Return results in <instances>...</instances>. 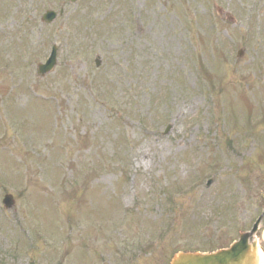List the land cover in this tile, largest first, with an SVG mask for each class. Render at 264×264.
<instances>
[{"label": "rangeland", "instance_id": "rangeland-1", "mask_svg": "<svg viewBox=\"0 0 264 264\" xmlns=\"http://www.w3.org/2000/svg\"><path fill=\"white\" fill-rule=\"evenodd\" d=\"M63 1L46 25L39 16L59 0H0V180L27 192L0 207V264H168L180 250L227 246L264 206V126L227 132L264 100V0ZM53 44L57 64L39 78ZM263 230L264 219V252Z\"/></svg>", "mask_w": 264, "mask_h": 264}, {"label": "water", "instance_id": "water-1", "mask_svg": "<svg viewBox=\"0 0 264 264\" xmlns=\"http://www.w3.org/2000/svg\"><path fill=\"white\" fill-rule=\"evenodd\" d=\"M54 56L51 58V65L42 67V71L50 70L54 63ZM6 206L12 201L7 200ZM258 224L254 225L250 233L240 235V240L233 244L229 250L220 251L210 255H199L182 253L174 257L171 264H257V245L249 243V238L256 231Z\"/></svg>", "mask_w": 264, "mask_h": 264}, {"label": "bare ground", "instance_id": "bare-ground-1", "mask_svg": "<svg viewBox=\"0 0 264 264\" xmlns=\"http://www.w3.org/2000/svg\"><path fill=\"white\" fill-rule=\"evenodd\" d=\"M263 240H264V234H263ZM259 264H264V259L261 257L260 263Z\"/></svg>", "mask_w": 264, "mask_h": 264}]
</instances>
